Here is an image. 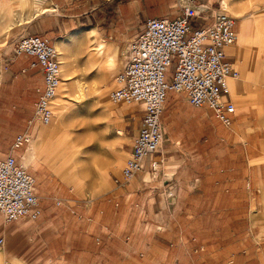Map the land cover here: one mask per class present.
<instances>
[{
	"label": "crops",
	"instance_id": "1",
	"mask_svg": "<svg viewBox=\"0 0 264 264\" xmlns=\"http://www.w3.org/2000/svg\"><path fill=\"white\" fill-rule=\"evenodd\" d=\"M43 1L35 0L34 18L59 13L57 7L41 9ZM129 6L143 18L142 28L126 41H101L91 59L108 63L149 18L174 19L184 6H195L204 12L192 20L193 27H206L229 5L227 0H131ZM18 15L25 28L34 19ZM233 16L238 38L223 49L231 71L222 98L235 108L231 125L211 106L191 105L186 92L169 91L161 150L148 156L130 181L122 179L121 170L87 187L34 162L41 150L42 124L34 114L44 88L42 68L31 66L36 57L14 54L18 40L0 47V158L34 163L38 172L29 173L41 209L36 220L6 222L0 214V264H264V13ZM64 17L51 19L52 39L66 23L71 26ZM115 31L104 29L101 35L112 39ZM105 42L117 49L109 50ZM173 71L171 66L169 82ZM143 112L138 103L121 108L132 139ZM23 135L27 141L17 145ZM66 147L49 156L59 173L70 161L62 154Z\"/></svg>",
	"mask_w": 264,
	"mask_h": 264
},
{
	"label": "built area",
	"instance_id": "2",
	"mask_svg": "<svg viewBox=\"0 0 264 264\" xmlns=\"http://www.w3.org/2000/svg\"><path fill=\"white\" fill-rule=\"evenodd\" d=\"M204 10L184 6L177 18H149L144 30L133 38L111 93L114 104H142V126L133 138L131 151L121 177L130 181L142 170L144 161L162 148L164 136L161 115L169 91H184L191 105L211 106L225 125L232 123L233 105H225L227 77L231 65L223 60L224 47L237 41V19L219 12L206 27H193L192 20ZM14 54L36 57L32 67L41 66L44 88L35 103V122L50 125L54 118L53 99L62 83L57 48L40 34L25 33L14 46ZM172 81L167 73L173 64ZM27 141L19 136L17 145ZM157 162H153L156 169ZM119 180V179H118ZM0 214L6 222L22 217L36 220L41 215L36 180L12 155L0 158ZM2 243V240H0Z\"/></svg>",
	"mask_w": 264,
	"mask_h": 264
},
{
	"label": "rangeland",
	"instance_id": "3",
	"mask_svg": "<svg viewBox=\"0 0 264 264\" xmlns=\"http://www.w3.org/2000/svg\"><path fill=\"white\" fill-rule=\"evenodd\" d=\"M227 1L228 9L223 10L232 16L239 12L254 16L264 13V0ZM34 2L0 0V47L11 46L25 33L37 32L51 41L60 56L62 83L57 94L60 99L52 102V123L40 126L38 142L41 150L34 162H43L44 168L58 176L71 177L84 187L99 182L103 176L115 178L124 168L129 156L127 151L133 142L132 129L127 124L129 120L125 121L121 114V108L131 104H114L111 101L116 74L123 65L127 48L123 44L111 67L107 66L106 58L91 59V55L103 40L126 41L137 34L143 26V18L134 15L129 6L131 0H44L39 3L41 9L57 7L59 13L50 12L35 18ZM215 6L218 7V4ZM16 9L23 20L34 18L26 28L18 24L21 22ZM62 15L65 22H71V26L66 23V27L56 32L52 39L49 36L51 19ZM90 27L97 29L91 32L87 30ZM101 27H104L103 31L116 30L112 39L109 33L106 38L102 37ZM106 44L109 50L117 49ZM110 110L112 114H109ZM119 130H122V135L118 134ZM64 146L67 147L62 154L69 156L70 161L59 173L55 165L49 163V156ZM21 164L34 175L38 172L31 166L34 163H27L26 159Z\"/></svg>",
	"mask_w": 264,
	"mask_h": 264
},
{
	"label": "bare ground",
	"instance_id": "4",
	"mask_svg": "<svg viewBox=\"0 0 264 264\" xmlns=\"http://www.w3.org/2000/svg\"><path fill=\"white\" fill-rule=\"evenodd\" d=\"M45 12V11H44ZM104 53V52H103ZM109 59V61H108V65L107 66H112L115 62H116V58L115 57H110V58H108ZM54 100V99H53ZM61 103V102H60ZM61 107H62V104H59ZM62 116H63V113H62Z\"/></svg>",
	"mask_w": 264,
	"mask_h": 264
}]
</instances>
